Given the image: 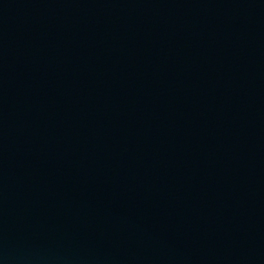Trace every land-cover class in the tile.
<instances>
[{
    "label": "water",
    "instance_id": "95a60500",
    "mask_svg": "<svg viewBox=\"0 0 264 264\" xmlns=\"http://www.w3.org/2000/svg\"><path fill=\"white\" fill-rule=\"evenodd\" d=\"M0 264H264V0H0Z\"/></svg>",
    "mask_w": 264,
    "mask_h": 264
}]
</instances>
